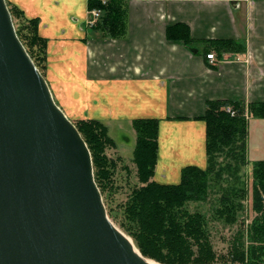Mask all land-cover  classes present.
I'll list each match as a JSON object with an SVG mask.
<instances>
[{"label": "crops", "instance_id": "0c3cea01", "mask_svg": "<svg viewBox=\"0 0 264 264\" xmlns=\"http://www.w3.org/2000/svg\"><path fill=\"white\" fill-rule=\"evenodd\" d=\"M9 1L40 20L73 116L106 122L133 149V121H160L158 182L178 184L186 166H207L208 101L264 102V0H125L123 39L85 31L88 0ZM177 24L198 41L245 40L247 52L211 62L204 46L194 54L168 40Z\"/></svg>", "mask_w": 264, "mask_h": 264}, {"label": "trees", "instance_id": "16d2710c", "mask_svg": "<svg viewBox=\"0 0 264 264\" xmlns=\"http://www.w3.org/2000/svg\"><path fill=\"white\" fill-rule=\"evenodd\" d=\"M7 1V0H6ZM7 5L16 25L17 34L29 55L45 75L48 41L39 34L40 20L27 18L17 6ZM100 9L102 15L92 29L104 39H123L127 35L125 0H88V10ZM167 38L182 41L194 54L204 46L207 54H245V40L198 41L191 36L187 25L167 28ZM233 107L235 115L227 112ZM264 120V102L250 103L227 100L208 101L205 116V168L196 165L182 170L178 184H163L154 180L159 160L160 121L140 118L133 121L137 140L133 162L137 168L139 186L122 206L121 216L108 210L109 217L130 235L146 258L161 264H264V160L252 163L250 179L248 167L249 119ZM86 141L93 158L95 180L102 195L113 188L117 161L107 155L115 147L109 130L98 120H81L75 124ZM120 160V159H119ZM211 195L217 197L212 220L232 227L239 225L228 251L219 254L212 240L209 215L189 204L207 203ZM254 217L245 226L241 218L245 202Z\"/></svg>", "mask_w": 264, "mask_h": 264}, {"label": "water", "instance_id": "95a60500", "mask_svg": "<svg viewBox=\"0 0 264 264\" xmlns=\"http://www.w3.org/2000/svg\"><path fill=\"white\" fill-rule=\"evenodd\" d=\"M0 264H152L109 217L91 151L0 0Z\"/></svg>", "mask_w": 264, "mask_h": 264}, {"label": "rangeland", "instance_id": "374dc122", "mask_svg": "<svg viewBox=\"0 0 264 264\" xmlns=\"http://www.w3.org/2000/svg\"><path fill=\"white\" fill-rule=\"evenodd\" d=\"M7 2L10 5H14L9 0H7ZM18 9L21 12H23L27 18H30L29 16L26 15L24 11H22L20 8ZM14 23L18 25L17 20H15ZM88 29L92 30L91 28H87L85 31H87ZM39 34L42 38H44L43 34L41 33L40 24H39ZM55 53H56L55 49L50 50L49 45H48L47 46V60L45 62V66H46L45 67V75H46L45 78L46 79L48 78L47 82L51 80L52 84L51 85L49 84V85H50V88H52L51 92L53 94V97L56 103L65 112V114L70 118V120L74 124H77L81 120H89V118L73 116L72 111L68 110L66 103H64V98L66 97V96L64 97V94H65L64 91L61 90L58 84L57 85L54 84V79L52 77H54L55 75H54V67H53L52 60L55 57H58L57 55H55ZM246 117L249 119V138H248L247 151H248V160L250 163L248 167L246 168V174L248 176V179H250L252 163L258 160H264V120H256L254 118H251V116H249L247 111H246ZM92 120H96V119H92ZM102 123L105 126H107L106 122H102ZM130 128L132 129L131 126ZM108 133H109V137H111V139L114 141L115 147L108 149L107 155L111 159L117 161V170L115 171V175L113 176V184H112L113 188L107 191L104 196L103 195L102 196H103V200L106 205L107 211L112 209L114 211H117L119 216H121L122 214L120 211L122 209V206L125 204V202L127 201L132 191L137 186H139L138 177H137V168L133 162L134 149L131 148V146L129 147V145H126V143H124L123 145V143H121L122 140L120 139V137L116 138L112 134V132L109 131ZM131 133H132L134 142L136 144L137 135H136V131L134 128L131 131ZM126 140L128 139H124L123 137V142H127ZM153 179L156 180L155 176ZM159 183H163V182L159 181ZM163 184H170V183H163ZM216 205H217V197L215 195H211V198L209 199L207 203H202V204L192 203V204H189L188 207L192 212L200 210L204 212L206 215L207 214L209 215V218L211 221L210 223H211V230H212V240H213L215 249L217 250L219 254H225L228 251L231 242L233 241L232 239L234 238L239 225L227 227V226H224L222 223L213 221L211 216H212L213 210L216 207ZM245 205H246V211L242 214L243 216L241 218L243 219V221H245V226L248 227V225L252 222L254 214H252L250 211V208H249L250 204L248 203V201L245 202ZM113 222L123 233H125L134 242L133 238L130 235H128L120 227L119 223L115 221ZM147 259L154 262L155 264H161L155 260H152L149 258ZM217 264H230V263H225L224 261L220 260Z\"/></svg>", "mask_w": 264, "mask_h": 264}, {"label": "built area", "instance_id": "2783aa9c", "mask_svg": "<svg viewBox=\"0 0 264 264\" xmlns=\"http://www.w3.org/2000/svg\"><path fill=\"white\" fill-rule=\"evenodd\" d=\"M101 15L102 11L100 9H94L92 11H89L88 18L86 21L87 27L93 28L98 23V20L100 19ZM207 58L211 60V62H215L216 55L215 53H211L207 56ZM227 112L230 113L232 116L235 115V110L231 106L227 108Z\"/></svg>", "mask_w": 264, "mask_h": 264}, {"label": "bare ground", "instance_id": "6f19581e", "mask_svg": "<svg viewBox=\"0 0 264 264\" xmlns=\"http://www.w3.org/2000/svg\"><path fill=\"white\" fill-rule=\"evenodd\" d=\"M133 242V241H132ZM133 244H134V242H133ZM134 246H135V249L138 251V252H140L139 250H138V248L136 247V245L134 244ZM152 264H155L154 262H152V261H150Z\"/></svg>", "mask_w": 264, "mask_h": 264}]
</instances>
